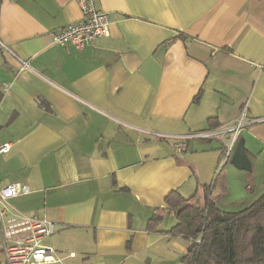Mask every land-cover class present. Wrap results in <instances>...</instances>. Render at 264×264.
Here are the masks:
<instances>
[{
  "label": "crops",
  "instance_id": "1",
  "mask_svg": "<svg viewBox=\"0 0 264 264\" xmlns=\"http://www.w3.org/2000/svg\"><path fill=\"white\" fill-rule=\"evenodd\" d=\"M94 1L109 35L74 50L51 35L80 20L75 0H0V187L30 188L10 208L54 224L43 245L62 264H180L188 241L169 233L166 196L213 184L224 210L264 157V0ZM244 108L251 172L216 141L175 152L174 137L233 126Z\"/></svg>",
  "mask_w": 264,
  "mask_h": 264
},
{
  "label": "built area",
  "instance_id": "2",
  "mask_svg": "<svg viewBox=\"0 0 264 264\" xmlns=\"http://www.w3.org/2000/svg\"><path fill=\"white\" fill-rule=\"evenodd\" d=\"M75 1L80 8V20L53 32L51 42L61 48L82 50L88 43L109 35L111 20L107 13L96 8L94 0ZM21 64L26 66L23 62ZM2 88L5 87H0V91H3ZM250 123L251 121H247L244 108L233 126H220L174 137L177 141L174 150L176 153L185 152L187 144L191 141H216L220 143L224 163H227L235 150L241 131ZM157 137L164 138L161 135ZM10 149L9 143L0 145V156L9 153ZM29 193L30 188L26 184L11 183L0 187V221L5 263L62 264L55 251L43 245V241L54 233V224L35 216H26L10 208L9 200Z\"/></svg>",
  "mask_w": 264,
  "mask_h": 264
},
{
  "label": "trees",
  "instance_id": "3",
  "mask_svg": "<svg viewBox=\"0 0 264 264\" xmlns=\"http://www.w3.org/2000/svg\"><path fill=\"white\" fill-rule=\"evenodd\" d=\"M200 189L201 198L198 193L184 198L173 191L164 201L176 219L169 233L188 241L180 264H264V193L241 210L229 212L211 199L213 184ZM159 220L156 215L150 222L156 225Z\"/></svg>",
  "mask_w": 264,
  "mask_h": 264
},
{
  "label": "rangeland",
  "instance_id": "4",
  "mask_svg": "<svg viewBox=\"0 0 264 264\" xmlns=\"http://www.w3.org/2000/svg\"><path fill=\"white\" fill-rule=\"evenodd\" d=\"M254 172L251 174V176L253 177V181L255 182L254 187H253V191L250 192L248 190H246L245 186H243V188L240 190L235 192L234 197L231 195H227L226 193H224L222 201H221V205H224V211H238L241 210L242 208L250 205V203L254 200H250L253 196V194L256 193H260V190L262 188V184L264 181V167H263V159L256 162L254 161ZM251 164V163H250ZM229 166V165H228ZM251 170H252V166H251ZM222 178H220L218 180V189H219V184L221 183ZM252 182L249 181L248 185H251ZM260 195V194H259ZM262 195V194H261ZM258 197V196H257ZM235 199L234 204H232V201ZM236 203H238L237 206H234Z\"/></svg>",
  "mask_w": 264,
  "mask_h": 264
},
{
  "label": "water",
  "instance_id": "5",
  "mask_svg": "<svg viewBox=\"0 0 264 264\" xmlns=\"http://www.w3.org/2000/svg\"><path fill=\"white\" fill-rule=\"evenodd\" d=\"M229 164L238 170L251 172L250 160L244 149V138H239Z\"/></svg>",
  "mask_w": 264,
  "mask_h": 264
}]
</instances>
